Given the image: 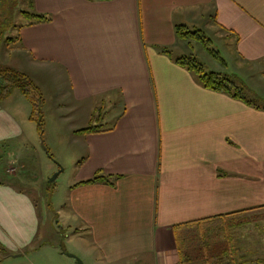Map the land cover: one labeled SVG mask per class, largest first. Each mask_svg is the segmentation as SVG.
Returning <instances> with one entry per match:
<instances>
[{
  "label": "crops",
  "instance_id": "0c3cea01",
  "mask_svg": "<svg viewBox=\"0 0 264 264\" xmlns=\"http://www.w3.org/2000/svg\"><path fill=\"white\" fill-rule=\"evenodd\" d=\"M31 2L29 11L47 20L27 19L0 64L29 78L34 70L58 71L76 101L93 110L114 101L121 110L100 132L75 131L86 157L64 213L90 238L94 264H195L184 260L180 236L190 240L192 226L210 230L219 223L234 225L238 264H261L264 107L256 102L264 103V0ZM180 26L220 36L224 62L207 53L234 66L235 73L221 74L243 88L251 105L205 89L176 63L185 54L174 51L190 46L179 38ZM5 103L3 158L31 124ZM5 172L0 164V251L26 258L39 238V212L28 193L5 181ZM96 176L114 185H78ZM35 249L48 252L41 255L47 264L67 258L56 244Z\"/></svg>",
  "mask_w": 264,
  "mask_h": 264
},
{
  "label": "rangeland",
  "instance_id": "374dc122",
  "mask_svg": "<svg viewBox=\"0 0 264 264\" xmlns=\"http://www.w3.org/2000/svg\"><path fill=\"white\" fill-rule=\"evenodd\" d=\"M3 1L0 0V38L2 39L0 54H9V50H5L10 46L8 39L16 40L20 26L28 22L23 12L29 9L30 0ZM202 32L206 36L209 33L208 30ZM211 36L208 37L211 39L209 47L219 53L222 51L220 36L214 34ZM229 48H226V51L234 58V51ZM182 49H185L184 53L177 48L174 54L194 55L207 72L235 73L232 64L226 67L217 59H213L200 43H193L192 48ZM33 73L30 79L40 89L43 99L40 112L37 110L33 114L31 103L17 90L3 101H6L5 105L10 107L17 117L22 113L27 114V119L31 123L28 135H25L20 145L15 147L17 149L13 147L8 150L4 158L0 156L1 166L4 164L6 169H9L8 173L3 174L4 179L35 200L40 220V233L35 248L43 242L58 245L60 252L66 254L64 256L67 258L56 260L53 264H68L67 261L69 264H76V260L68 254L80 258L84 264H94L96 257L90 251L92 250L89 247L90 238L80 232L73 223L67 221L64 213L69 205L70 187L75 182L83 159L86 157L85 148L74 140L75 131L90 126L101 128L112 126L115 117L121 112L120 106L113 101L112 103L117 106L111 103L101 108L98 105L93 110L88 107V103L78 102L73 98L67 78L58 71L54 76L50 70H34ZM256 103L264 107L261 101ZM106 116L108 121H103ZM40 119L44 124L43 129L40 126ZM56 173L60 174L54 182H51L50 179ZM233 226L219 223L210 230L206 225L192 226L189 230L192 237L190 240L184 239L183 234L180 236L184 260L195 264L238 262V244L234 238ZM35 248L28 252L26 258H18L16 255L12 257L7 252L0 251V264H47L41 255H48V252L44 250L42 254L37 253ZM65 250L66 252H63ZM261 264H264V261Z\"/></svg>",
  "mask_w": 264,
  "mask_h": 264
},
{
  "label": "trees",
  "instance_id": "16d2710c",
  "mask_svg": "<svg viewBox=\"0 0 264 264\" xmlns=\"http://www.w3.org/2000/svg\"><path fill=\"white\" fill-rule=\"evenodd\" d=\"M31 3L32 2L30 0L29 7ZM23 14L30 21L29 23H34L37 21L41 22L47 20V17L43 15L31 13L29 9L27 11H24ZM177 32L180 39L190 42L189 44L190 48L193 47V43H200L211 55H213L220 61L224 62V60L218 56L217 52L215 53L213 49L209 47L211 41L209 38L206 37V35L202 31L199 30L190 31L185 26H180L177 28ZM8 40L11 42L14 39L11 38ZM1 42L2 39L0 38V48L2 45ZM163 52L168 55H172L170 54L171 52L167 51L166 49H164ZM175 61L179 66L186 68L189 72H191L205 89L218 93H226L234 99L243 100L247 102L249 105H251V103L248 102L243 95V88L237 85L236 81L232 77L221 73H216L213 71L207 72L204 69L203 65L199 62V60L194 55L191 54L178 57L175 59ZM14 90H17L20 93H22L25 96V98L31 103L34 109L33 114H35L37 110H39L40 112L41 102L43 101L40 89L32 82V80L26 74L18 70H15L11 67H7L0 64V104ZM39 122L41 128L43 129L44 126L43 121L40 119ZM95 131L100 132L102 130L100 127L98 128L96 126H90L88 128L79 130L78 133H89ZM95 183H109L111 185H114L105 176H96L88 181L78 183V185L95 184ZM215 218L214 220H216ZM63 252H66V250ZM226 254L223 255L225 256ZM228 263L237 264L238 262L230 261ZM218 264H227V263L223 262Z\"/></svg>",
  "mask_w": 264,
  "mask_h": 264
},
{
  "label": "water",
  "instance_id": "95a60500",
  "mask_svg": "<svg viewBox=\"0 0 264 264\" xmlns=\"http://www.w3.org/2000/svg\"><path fill=\"white\" fill-rule=\"evenodd\" d=\"M59 174H60V173H56V174L54 175V177L50 179V181H51V182H52V181L54 182V181L57 179V177L59 176ZM68 256L74 258V259L76 260V264H84V262H83L80 258L76 257L75 255L68 254Z\"/></svg>",
  "mask_w": 264,
  "mask_h": 264
}]
</instances>
